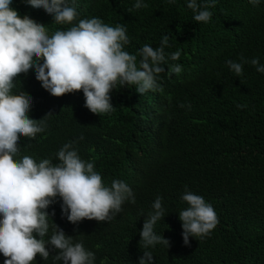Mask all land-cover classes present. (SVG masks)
Returning <instances> with one entry per match:
<instances>
[{
	"label": "trees",
	"instance_id": "trees-1",
	"mask_svg": "<svg viewBox=\"0 0 264 264\" xmlns=\"http://www.w3.org/2000/svg\"><path fill=\"white\" fill-rule=\"evenodd\" d=\"M75 2L80 15L74 24L96 17L109 26L124 25L128 53L136 54L145 44L159 47L167 35L165 53L180 50L181 55L164 65L157 81L162 92L140 95L135 86L117 84L110 92L114 110L99 115L85 107L82 91L57 98L39 85L34 70L15 78L13 93L33 98L29 118L53 114L45 132L19 139V157L58 163V150L76 141L79 156L94 162L105 186L122 180L135 197L113 219L85 220L82 226L62 218L57 197L46 209L50 227L44 239L58 226L95 254L94 264H139L145 250L152 252L153 264H264V73L249 62L236 76L226 64L240 62L243 55L264 65V0L256 6L249 0H215L208 23L193 19L187 0H143L148 7L141 9L134 8L136 0ZM10 7L21 18L27 15L46 26L49 35L70 27L56 24L26 0H12ZM172 64L181 65L180 74L169 75ZM181 103L186 106L179 107ZM185 188L211 204L219 220L209 235L189 237V246L179 220L187 207L181 199ZM158 196L165 216L154 231L170 247L144 249L140 231ZM49 251L47 260L37 255L32 264H63L53 260L55 250ZM4 260L0 253V264Z\"/></svg>",
	"mask_w": 264,
	"mask_h": 264
},
{
	"label": "clouds",
	"instance_id": "clouds-1",
	"mask_svg": "<svg viewBox=\"0 0 264 264\" xmlns=\"http://www.w3.org/2000/svg\"><path fill=\"white\" fill-rule=\"evenodd\" d=\"M11 3L12 0H0V253L5 257L4 264H32L37 255L47 260L51 247L56 251L54 261L94 264L95 254L86 250L82 241L74 243L73 237L66 236L58 226L49 239H44L50 227L46 209L59 197L62 218L68 222H80V226L86 224L85 220L105 222L120 213L126 201L135 203L133 191L119 179L105 186L102 176L94 170V162L79 156L74 147L76 141L67 142L58 150V163L47 158L37 163L29 155L19 157V139H34L45 132L53 114L49 112L38 121L29 118L33 98L26 92L14 94V80L34 70L39 85L51 96L59 98L82 91L85 107L93 114H105L114 110L110 92L117 84L135 86L140 95L162 92L158 77L165 72L168 60H179L181 51L166 54L169 37L165 35L159 47L145 44L136 54H130L124 50L130 43L124 25L109 26L96 17L79 19L74 24L80 15L75 0H26L31 7L43 9L56 24L70 25L49 35L43 24L27 15L21 18ZM249 3L256 6L259 0ZM146 7L143 0L134 4L135 9ZM186 7L192 10L196 22L208 23L213 15L209 9L215 7V0H204L202 4L187 0ZM239 60L226 61L236 76L242 75L243 64L249 62L257 72L264 73L259 58L247 61L241 55ZM167 71L169 75L180 74L182 67L172 64ZM181 199L187 207L179 212V220L184 245L189 246V237L209 235L219 220L213 206L202 196L185 188ZM151 208L140 231V245L144 249L157 244L169 248L170 241L154 231L165 216L162 198L158 196ZM139 264H153L152 252L145 250Z\"/></svg>",
	"mask_w": 264,
	"mask_h": 264
}]
</instances>
